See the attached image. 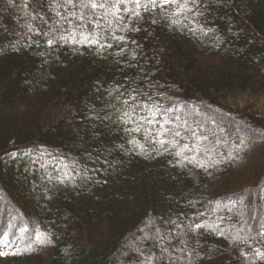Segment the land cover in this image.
Segmentation results:
<instances>
[{
  "label": "trees",
  "instance_id": "16d2710c",
  "mask_svg": "<svg viewBox=\"0 0 264 264\" xmlns=\"http://www.w3.org/2000/svg\"><path fill=\"white\" fill-rule=\"evenodd\" d=\"M82 2L0 0V264H264V0Z\"/></svg>",
  "mask_w": 264,
  "mask_h": 264
},
{
  "label": "snow or ice",
  "instance_id": "6c2138e0",
  "mask_svg": "<svg viewBox=\"0 0 264 264\" xmlns=\"http://www.w3.org/2000/svg\"><path fill=\"white\" fill-rule=\"evenodd\" d=\"M133 2L135 3V6L136 8H139L141 7V0H133ZM66 3H72V0H66ZM124 3V0H117V3L116 4H112L110 7L114 8L115 9V12H113L112 14L115 15L116 13H118L120 11V8L118 7V4H122ZM149 3L151 4V6L153 8L157 7L158 4L160 7H163L164 5L166 4H169V3H176V0H149ZM80 7L83 9V8H90L92 10H95L97 8H104L105 9V16H107L108 12H107V8H106V3L105 2H97V0H89L88 3H81ZM145 9H147V5H144ZM180 8H186L187 5L186 3L183 4V5H180L179 6ZM125 12L129 11L127 8L124 9ZM133 15L135 16H138L139 13L138 12H133L132 13ZM71 15H74V16H77V19H80V20H84V15L83 14H80V15H77L76 13H71ZM92 16H95V12L93 11L91 13ZM66 19V17L64 18ZM91 23V21H89ZM175 22V21H174ZM81 27H84V25H80ZM97 27H99V24L97 22L96 24ZM81 43H87L89 45H92V44H98L100 48H106V47H111L112 45L111 44H101L100 41L96 38V36H92L91 38H89L88 35H85L83 33H81ZM61 39H67V37H61ZM72 39L75 40V36L73 35L72 36ZM113 39H123V37H115L113 36ZM52 40L50 39L48 41L49 44H52ZM131 103L129 102V100H124L123 103L125 105H128L129 108L131 109L132 112L135 111L136 108H140L141 110L143 111H146L147 112V115L143 116V117H139V120H142L144 122V124H147V125H154V124H159L160 121L156 119L157 115L158 114H164L166 115L168 111H170V109H164L163 110V113H162V110L161 108L158 106V105H155V104H148V103H145V104H140L137 102V98L136 96H132L131 98ZM124 117H126V119L124 120L125 123H128V122H132V115L130 112H125L124 113ZM164 123H168L167 120L164 121ZM141 130V125L139 123H137V127L132 129V131H140ZM145 132H146V139H148L150 136H151V133L148 131L147 128L144 129ZM169 131L168 129L164 128L163 125H161V131L157 133V140L156 142L159 143L161 146L165 143L164 140L162 139H158L159 136L163 135L164 132H167ZM175 135L179 136L180 133L179 132H176ZM193 135H195V132H193ZM132 143H136V141H132ZM243 143V141L241 142ZM140 147L142 148L143 146L140 145ZM185 147H187V145H185ZM180 153H177V155H179ZM196 227H200V225H197Z\"/></svg>",
  "mask_w": 264,
  "mask_h": 264
},
{
  "label": "rangeland",
  "instance_id": "374dc122",
  "mask_svg": "<svg viewBox=\"0 0 264 264\" xmlns=\"http://www.w3.org/2000/svg\"><path fill=\"white\" fill-rule=\"evenodd\" d=\"M250 102L252 103V105L255 108L260 109L264 114V94L263 93L259 94V96L258 95L252 96L250 99ZM5 251H6L5 246L1 245L0 246V255H3L5 253ZM8 258L9 257L7 256L6 261H9ZM10 264H13V263L11 262Z\"/></svg>",
  "mask_w": 264,
  "mask_h": 264
}]
</instances>
